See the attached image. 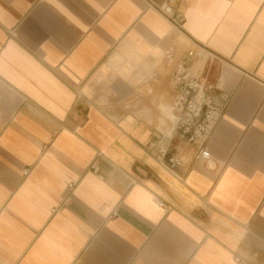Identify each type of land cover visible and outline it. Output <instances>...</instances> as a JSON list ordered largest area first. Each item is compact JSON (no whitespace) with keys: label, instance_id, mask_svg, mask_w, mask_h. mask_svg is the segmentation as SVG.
I'll return each mask as SVG.
<instances>
[{"label":"crops","instance_id":"obj_1","mask_svg":"<svg viewBox=\"0 0 264 264\" xmlns=\"http://www.w3.org/2000/svg\"><path fill=\"white\" fill-rule=\"evenodd\" d=\"M166 1L0 0V264H264V0ZM197 44L206 160L162 61Z\"/></svg>","mask_w":264,"mask_h":264},{"label":"built area","instance_id":"obj_2","mask_svg":"<svg viewBox=\"0 0 264 264\" xmlns=\"http://www.w3.org/2000/svg\"><path fill=\"white\" fill-rule=\"evenodd\" d=\"M182 0H167L159 7L160 12L179 30H184L185 15L179 9ZM205 48L201 45L188 49L183 57H179L174 48L164 51V64L174 65L171 87L174 91L172 111L176 120L177 132L180 140L185 144L196 147V157L209 159L210 152L207 143L220 119L222 110L208 95L212 84L204 71H194L189 61L203 58ZM168 166L173 169L179 164L178 157L172 154L168 159ZM97 172L96 164L91 165ZM26 176L28 170H24ZM75 183L68 188L73 192ZM163 205V204H162ZM239 261V258H236Z\"/></svg>","mask_w":264,"mask_h":264}]
</instances>
